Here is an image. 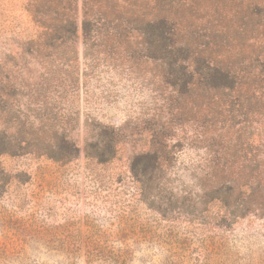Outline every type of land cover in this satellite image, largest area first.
Returning a JSON list of instances; mask_svg holds the SVG:
<instances>
[{
  "label": "rangeland",
  "instance_id": "obj_1",
  "mask_svg": "<svg viewBox=\"0 0 264 264\" xmlns=\"http://www.w3.org/2000/svg\"><path fill=\"white\" fill-rule=\"evenodd\" d=\"M30 3L0 0V149L15 153L0 152V264H264V212L239 214L242 205L215 198L217 152L205 136L221 124L198 110L197 94L165 84L154 62L104 67L89 100L80 95L78 125L69 95L64 118H43ZM40 121L59 122L78 155H39ZM102 124L118 133L113 152L97 135ZM147 151L156 167L136 158Z\"/></svg>",
  "mask_w": 264,
  "mask_h": 264
},
{
  "label": "trees",
  "instance_id": "obj_2",
  "mask_svg": "<svg viewBox=\"0 0 264 264\" xmlns=\"http://www.w3.org/2000/svg\"><path fill=\"white\" fill-rule=\"evenodd\" d=\"M30 2L27 12L39 23V110L44 119L47 114L64 118L60 110L69 95L75 103L70 121L78 125L80 95L85 103L89 100L90 81L104 67L150 60L165 84L197 94L198 110L214 113L221 124L220 131L205 136L217 152L209 160L215 198L242 205L239 214L264 212V0H81L80 10L78 0ZM39 123V155L57 161L78 155L76 141L59 122ZM100 126L97 135L108 139L106 150L113 152L118 133ZM23 143L27 150L30 143L20 139ZM11 147L0 152L13 153ZM85 152L91 155L88 148ZM138 157L157 166L156 151Z\"/></svg>",
  "mask_w": 264,
  "mask_h": 264
}]
</instances>
